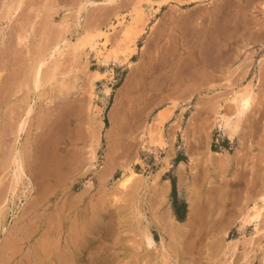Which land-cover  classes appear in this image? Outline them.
I'll return each instance as SVG.
<instances>
[{
	"label": "rangeland",
	"instance_id": "obj_1",
	"mask_svg": "<svg viewBox=\"0 0 264 264\" xmlns=\"http://www.w3.org/2000/svg\"><path fill=\"white\" fill-rule=\"evenodd\" d=\"M103 1L24 0L17 10L16 0H0V172L11 187L18 148L33 174V183L7 193L0 264H264V214L257 228L243 225L264 192V0L144 1L150 18L136 49L128 61L110 62L77 46L78 38L113 32L116 13L137 0ZM117 39L111 33L108 47ZM58 41L45 84L31 90L32 60L49 57ZM236 90L254 100L231 139L216 118H233ZM25 95L35 105L34 125L17 137L4 125ZM173 102L165 148L145 152L143 134ZM51 109L60 118L37 139ZM130 166L136 173L123 187ZM190 201L194 227L174 238L161 228L169 218L177 223V210L184 221ZM148 229L159 243L166 238V254L160 245L149 254L138 249Z\"/></svg>",
	"mask_w": 264,
	"mask_h": 264
},
{
	"label": "bare ground",
	"instance_id": "obj_2",
	"mask_svg": "<svg viewBox=\"0 0 264 264\" xmlns=\"http://www.w3.org/2000/svg\"><path fill=\"white\" fill-rule=\"evenodd\" d=\"M116 1L117 0H104L103 2L104 3H114ZM144 1L152 2V0H137V2L132 4V6H131V8L129 9L128 12H126V13L117 12L116 13V20L117 21L114 22L113 24H111V28L114 29L113 32H108L107 30H100L98 34H95V33L91 32V31L85 30L84 33H82L79 36L76 45L81 47V48H83V49L88 47V48H90L92 50H95L96 54L98 56H100L101 59L104 62L116 61L120 55H122V59L123 60L128 61L129 56L136 49V45L137 44H136V40L135 39H136L137 35L142 30L143 24L150 18V17L146 16L147 14L144 11V7H143V2ZM17 2H19V5L15 6V9L18 10L19 9L18 7H20L23 4L24 0H18V1L16 0V3ZM91 3H94V2L92 1ZM158 6L159 7L162 6L161 1H158V4L155 6V9H157ZM115 32H118V39H117L115 44H113L111 47H108L107 42L109 41V35L111 33H115ZM97 36H98V38H97ZM99 36L100 37L103 36V41H101V38ZM25 37H26V35H25ZM21 38L23 39L22 36H21ZM19 39H20V37H19ZM58 44H60V42L57 43L55 46H53L51 51L48 53L49 57H48V55H44L46 53V51H45V53L41 54L42 57H41V55L39 57H38V55H36V57H38V58H34L32 60V63L30 64V68H29L30 70L28 71V73H30L33 76V77L31 76L32 79H33L32 80L33 83L31 82V79H30V82L32 84H34L33 85L34 88L31 89L29 87V85H30L29 83L30 82L29 83L27 81H26V83L23 82L25 84V85L23 84L24 87L25 88L27 87L26 88L27 92H28V90L30 92V89L33 90V91H36V90L40 91V88L45 84L44 83L45 82V80H44L45 77L43 76L44 75V68H45V65L47 63L48 58H51V57L55 56L57 51L60 49V46L57 47ZM28 77H30V76H28ZM52 77H54V76H52ZM52 77L50 76V79ZM25 78H27V77H25ZM32 84L30 86H32ZM23 85H22V87H20V89L23 88ZM16 87H18V86H16ZM6 90H8V89H6ZM9 91H10V89H9ZM33 91H31V93ZM27 94H29V93H27ZM15 95L17 96V94H15ZM9 96H10V94H9ZM27 96L28 95H25L24 96L25 98L23 97V99L20 101V102L25 101L26 103H28V105H26V103L23 102L25 105L22 108H21V103L19 102L20 99L16 100L17 99V97H16L15 100L20 103L19 107L22 110L20 109V111H19V110H16L17 108L15 109L13 107L12 111L10 113H8V114H10V116H9L8 120L6 119L7 120L6 124L4 123L5 124L4 125L2 123L6 127L5 129H7V131L15 132V135L17 134V137L21 136L24 132H28L29 128L34 125L32 120H33V118L35 116V105H33V104L28 102ZM231 100L237 106L236 107V111H235V115L233 116V118L229 117V118H225V119H218V117H217L216 118V124H218L220 126V128H222L223 130L228 132V134H229L231 139H235L236 136L240 132V127H241V122H242L243 117L245 116L246 112L251 108V106L253 104L254 95L249 90H245V91L236 90L233 93V95L231 97ZM23 103H22V106H23ZM175 105L176 104L173 102V105L170 104L167 107L162 108L161 110H159L157 112V115L154 118V127L153 126L152 127L149 126L148 130L144 133L145 135L143 134V136H142V138H143L142 139V143H143L142 144V148H143V150H145V152H151L152 151L156 156H158L159 151L163 150L165 148L166 140H165L164 136L162 135V131H163L164 127L166 126V123H167L168 119L171 117V114L175 110ZM57 116H59V118H60V115H57V113H55L52 109L47 111V116L44 119L45 121L42 122V124L39 123L37 127L35 126L37 130L41 129V132L39 134H38V131L36 133L37 139L40 136V134L42 135V133H44V132L46 133V132H48V130H50L52 127H54L55 121H57V118H58ZM78 117H80V116H78ZM80 119H83V118L81 117ZM68 120H69V118H68ZM71 122L72 121H70L69 124H72ZM77 122H75V123L77 124ZM83 122H85V121H83ZM80 123H82V121ZM84 127H85V125H84ZM78 129H77V131H79L78 134L80 133L78 137L81 139V136L83 135V133H82L83 132V126L80 124ZM3 131H5V130L3 129ZM34 153H36V152L34 151ZM93 155H95V151L93 152ZM30 156H29V158H30ZM33 157H35L36 159L38 158L37 155H33ZM33 157H32V159H33ZM25 158L26 157H25L24 153L21 151V149L15 148V151L13 153L12 160H11V162L13 163V169L12 170H13V176H14L13 177V183L11 182V184H12L11 187L5 186L4 174L2 172H0V215H1V218H3V216L5 214V207L7 206V204H8L7 202L9 200V198L7 197V193L9 191H11V193L13 192V194H14V192L16 191V187H18L19 183H22V182L23 183H26V182L33 183V177H32L33 174L31 176H29V174H28L29 170H27V167H26L27 164H26V159ZM35 158H34V160H35ZM38 161H39V159H38ZM63 161H61V163ZM59 165H61L60 162H59ZM69 166H70V164H69ZM62 167H64V166H62ZM62 167H59L58 165H57V167L54 166V168H55L54 169V171H55L54 173H57V175L60 174V173H63L62 170H64V169ZM128 169H129L128 174H126V176L121 179V185L123 187H127L128 186V182L131 180V178L136 173V171L134 170V168L132 166H130ZM5 170L6 169L3 168L1 171H5ZM31 170H33V169H31ZM52 170H53V168H52ZM50 173H51V171H50ZM27 179H28V181H27ZM196 186L197 185H195V188H196ZM192 188H194V187H192ZM191 190H193V189H191ZM197 214L198 213H197V208L195 206V202L194 201H190L189 204H188L187 217H186V219L184 221L177 220V223H176V222H173L171 218H169V220L167 222H170V224L168 225L167 223H165L164 224L165 225L164 228H161V229L164 230V231H165V229H167L166 231L169 234H171L172 236H174V238H177L179 236H181V237H179L178 239L183 238L184 236L182 237V235H184V234L187 235V233H188L187 231L192 229L191 228L192 226L194 227V225H192V223L194 222L195 218H197ZM263 214H264V192H263V195H262L261 203L256 205V206H254L253 211L250 212V213H247L245 215V218L243 220V222H244L243 225H249V224L251 225V224H253L257 228L258 222L260 221V219H261ZM165 218L166 217H164V219ZM158 221L159 220H157V222ZM160 221H161V219H160ZM99 222H100V218H98V220H97V223H99ZM164 222H166V221H164ZM164 222H162V223H164ZM195 222H197V221H195ZM149 224H150V222H149ZM157 224H156V226H157ZM145 227H147V226H145ZM160 227H162V226H160ZM143 228H144V226H143ZM143 228H141V229H143ZM149 232H150V230L148 232H144L143 236L140 237L139 248L138 249L140 250V248H142V249L146 250L147 253L149 254V253H154L158 249V246L160 245V247H161L160 250L161 251L162 250L165 251L164 253L166 254L167 250L169 249L168 246H167L168 242H166V238L163 237L161 242L159 243L156 240V238L154 237V235L149 233ZM194 232H195V230H194ZM168 233H165V234L168 235ZM191 233H192V230H191ZM188 236H189V233H188ZM178 239H175V240L178 241ZM187 248L188 247H186V250H187ZM36 264H37V262H36ZM123 264H125V263H123Z\"/></svg>",
	"mask_w": 264,
	"mask_h": 264
},
{
	"label": "trees",
	"instance_id": "obj_3",
	"mask_svg": "<svg viewBox=\"0 0 264 264\" xmlns=\"http://www.w3.org/2000/svg\"><path fill=\"white\" fill-rule=\"evenodd\" d=\"M172 195H173V199H174V202L175 204L178 203V199H177V185H176V182L175 180L172 181ZM186 210V205L183 203V210ZM177 213V217L180 221H183L185 215L184 213H180L178 210L176 211Z\"/></svg>",
	"mask_w": 264,
	"mask_h": 264
}]
</instances>
